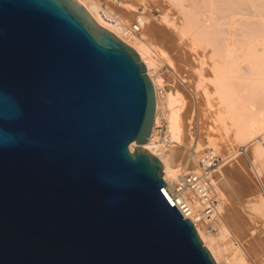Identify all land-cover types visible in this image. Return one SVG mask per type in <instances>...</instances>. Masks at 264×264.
Segmentation results:
<instances>
[{"label":"water","instance_id":"water-1","mask_svg":"<svg viewBox=\"0 0 264 264\" xmlns=\"http://www.w3.org/2000/svg\"><path fill=\"white\" fill-rule=\"evenodd\" d=\"M155 109L75 0H0V264H216L140 146Z\"/></svg>","mask_w":264,"mask_h":264},{"label":"rangeland","instance_id":"rangeland-1","mask_svg":"<svg viewBox=\"0 0 264 264\" xmlns=\"http://www.w3.org/2000/svg\"><path fill=\"white\" fill-rule=\"evenodd\" d=\"M85 1L88 3L99 2L108 7L115 15L125 18L128 27H131L135 21L142 17L145 27L141 35H137L130 29L129 32H124V35L135 47L148 50L153 61L152 69L150 68L151 75L158 83L160 82L158 87L163 89L162 94L158 95L157 122L153 130L151 146L154 145L160 151L165 152L163 154L170 158L172 166L180 170L178 176L199 170V160L206 151L212 150L216 153L218 158L212 167L211 179L218 200V213L214 218L215 221H212L214 223L212 230H208L202 223L199 225L204 231L207 230L206 235L213 239L211 242L221 250V255L230 259L234 264H261L253 251L258 252V246H260V250L264 249H261V245L264 247V132H251V136L248 133L249 139L237 136L249 122L254 109L260 107V102L263 100L259 96L264 95V68L260 67V63L264 61V48H262L264 36L248 42L238 31V23L243 22L244 18L249 16V18L252 17L251 22L258 21L257 10L246 8V6L239 8V11L232 10L234 15L231 14L230 19L234 23L231 24V29L234 28L233 31L230 30L232 31L230 38L234 41L231 42L232 44L230 43V49L224 52L225 55L218 53L216 56L209 39L204 42L205 39L201 37L202 41H193L194 38L190 33L182 34L188 23L183 8L194 7L197 13L194 19L201 22L202 25L209 26L211 19L214 18L213 7L209 2L203 0H122V5L115 7L108 2L109 0ZM238 40L242 42L239 43ZM235 42L237 45L239 43L240 48ZM230 54L232 55L230 56ZM204 58L207 62L203 61ZM216 58L223 59V62L219 60L223 63H221L222 66L219 62L214 65L219 66V71L221 70L219 73L221 79L218 83H221L223 91L226 90L229 93L227 98L231 100L230 102L228 99L226 101L232 103L229 106L232 111L231 109L228 111L227 107H222L220 102L222 98H219L220 94L216 91L217 86H214V84L216 85V74L211 71L212 67L209 64L218 61ZM201 62L203 64L206 62L204 65L207 68L203 67ZM223 65L226 68H223ZM248 68L251 70V73L248 72L249 75L247 74ZM228 78L233 79L232 81H235L234 83H237L240 88L237 85L230 87L229 80L226 81ZM202 84L203 86L208 84L206 87L210 91L206 87L203 88ZM232 88H236V90ZM168 92H172L178 98V103L173 106L174 108L168 101ZM208 101H210L209 104ZM211 101L213 106H211ZM232 106L236 110H233ZM172 109L181 116L183 130L180 138H174L170 130ZM231 112L233 114L238 112L237 117ZM225 113H230L232 117ZM234 118L235 120H232ZM236 120L239 122L236 123L237 127L233 128L231 123H235ZM223 121L225 123L229 121L230 123L227 125L232 129L228 130V126L226 127ZM239 124L241 128L238 126ZM211 126H216V128L213 129ZM218 127L223 129L218 130ZM225 129L227 131H224ZM251 240H254V246H252V242L249 244ZM222 259V264H226V260Z\"/></svg>","mask_w":264,"mask_h":264},{"label":"bare ground","instance_id":"bare-ground-1","mask_svg":"<svg viewBox=\"0 0 264 264\" xmlns=\"http://www.w3.org/2000/svg\"><path fill=\"white\" fill-rule=\"evenodd\" d=\"M79 5H81L84 9H86V11L92 16V18L95 20V22L99 25V26H101V27H103V28H106L107 30H109L111 33H113L117 38H119L120 40H122L123 42H125L126 44H128V45H130L133 49H135V51L137 52V54H138V56H139V59H140V61H142L144 64H145V68H146V72H147V74L150 76V78H151V80H152V82H153V85H154V89H155V96H156V109H155V117H154V123H153V127H152V131H151V135L149 136V138H148V141L146 142V143H144V144H141L140 146H142V147H144V148H146L150 153H152V154H154L155 156H157L158 158H159V160L161 161V164H162V177H163V179L168 183V184H171V182L174 180V179H177L179 176H178V172L180 171V170H178V169H176V168H174L173 166H172V163H171V160H170V158L169 157H167V156H165L164 154H163V150L162 151H160L159 149H158V147H156V146H154V145H152L151 146V141H152V137H153V130L155 129L154 127V125H155V123L157 122V106H158V95H157V89H158V86H159V83L157 82V80L156 79H154V77L151 75V72H150V68L152 69V65H153V61H152V58L150 57V55H149V52H148V50H146V49H141V48H137V47H135L129 40H127L126 38H125V35H124V32H129V29L130 30H132L133 31V25L131 26V27H128V25L125 23V18H123V17H121V16H119V15H115L113 12H111V10L108 8V7H105V6H103L101 3H99V2H93V3H88V2H86L85 0H75ZM203 1H205V2H209L211 5H212V7H213V11H214V18H213V20L211 19V23L209 24V26H206V25H202V23L201 22H199V21H196L195 19H194V17H195V15L197 14L196 13V10H195V8L194 7H189V9H186L187 7H185V9L183 8V11H184V15H185V17H186V19H187V21H188V23H187V26L185 27V29H183V31H182V34L183 35H186V34H184V33H190V35H192L193 36V41L195 40V41H202V39H200L201 37H203L204 39H205V41L204 42H206V41H208V40H206V39H209L210 41H211V45L213 46V48H214V51L216 52L215 53V55L217 56L218 55V53H219V55H220V53H224V52H226V51H228L229 49H230V43L231 42H233L232 41V39L230 38V35H231V37H232V34H231V32L233 31L232 29L234 28V27H232V29H231V24H233L234 22H232L231 21V19H230V16H231V14L232 15H234L233 14V11H234V9H239V8H243L244 6H246V8L247 7H250V8H254L255 9V11L257 10V16L259 17V18H257L258 19V21H256V22H251L250 21V19L252 18L251 16V18H249V16H248V18H244V21L243 22H241V23H238V25H239V27H238V31H239V34L240 35H243L244 37H245V40L246 41H248V42H252V40H254L255 38H257V37H261V36H264V0H203ZM112 6H117V7H120L121 5H122V0L120 1V3L119 4H114L113 2H111L110 0L108 1ZM193 3H194V1H193ZM197 4V3H196ZM199 4V3H198ZM183 6V5H182ZM197 8V7H196ZM199 8V7H198ZM197 8V9H198ZM181 10V9H180ZM233 10V11H232ZM240 10V9H239ZM238 10V11H239ZM181 13V12H180ZM242 13V12H241ZM182 14H183V12H182ZM245 14V13H244ZM251 14V13H250ZM254 14V13H253ZM246 15V14H245ZM256 16V15H255ZM239 17H240V15H239ZM254 17V16H253ZM232 18V17H231ZM241 18V17H240ZM137 19V18H136ZM136 19H134V20H136ZM124 20V21H123ZM140 20V23H141V27L139 28V30L138 31H134L135 33H137V35H141V33L143 32V29H144V27H145V22H144V20L142 19V17L139 19ZM167 20H168V18H167ZM195 20V21H194ZM133 21V20H132ZM235 21V20H234ZM236 22V21H235ZM169 23H170V21H169ZM237 25V24H236ZM237 25V26H238ZM236 29V28H235ZM230 30H232V31H230ZM235 33V32H234ZM189 35V34H188ZM239 38V37H238ZM231 39V40H230ZM242 40V39H241ZM239 41V43H241L240 42V40H238ZM192 42V41H191ZM194 43V42H193ZM208 43V42H207ZM239 43H238V45H237V43L235 42V44L239 47ZM209 44H210V42H209ZM232 44V43H231ZM234 44V43H233ZM246 44V43H245ZM242 45H243V43H242ZM235 46V45H234ZM233 46V47H234ZM247 46H248V44H247ZM205 47V46H204ZM236 47V46H235ZM191 48V47H190ZM194 48V47H193ZM240 48V47H239ZM260 48V47H259ZM262 48H264V46L262 47ZM249 49H250V47H249ZM236 50V49H235ZM246 50V49H245ZM186 51V50H185ZM202 51V50H201ZM233 51V53H234V50H232ZM238 51V50H237ZM259 51V50H258ZM187 52V51H186ZM192 52V51H191ZM197 52V51H196ZM229 53H230V51H229ZM186 54V53H185ZM201 54V53H200ZM202 55H203V53H202ZM212 55V54H211ZM214 55V56H215ZM224 55H225V53H224ZM232 54H230V56H231ZM239 55V54H238ZM205 56H207V55H205ZM204 56V57H205ZM213 56V55H212ZM212 56H210L211 57V59H212ZM227 56V55H226ZM226 56H222V57H226ZM203 57V56H202ZM196 58H197V56H196ZM198 58H200V57H198ZM233 58V57H232ZM207 59V58H206ZM217 60H218V58H216ZM229 59V58H228ZM196 60V59H195ZM194 60V61H195ZM219 60H221L220 58H219ZM219 60L218 61H214V63L213 64H209V66L210 67H212V70L211 71H213V72H215V74H216V76H215V81H216V85L214 84V86L216 87L217 86V93H219L220 94V96H219V98L221 97L222 99L220 100V102H221V105H222V107L224 106L225 108L227 107V109H229L228 111H230V105H232V103L230 104L229 102H230V100H229V98H227V96L229 95V93L228 92H226V90H222L221 89V86H220V84L218 83L219 81H220V79H221V76L219 75V73H220V71H219V66L217 67L216 65V63H218L219 62ZM223 60V59H222ZM221 60V61H222ZM257 60V59H256ZM197 61V60H196ZM198 61H199V59H198ZM201 61V60H200ZM203 61H206L205 60V58H204V60ZM207 62V61H206ZM205 62V63H206ZM223 62V61H222ZM222 62H219L220 63V65L222 66ZM231 62V61H230ZM229 62V63H230ZM254 62V61H253ZM261 62V61H260ZM197 63V62H196ZM195 63V64H196ZM202 63V62H201ZM200 63V64H201ZM204 63V64H205ZM208 63H210V61H208ZM207 63V64H208ZM222 63V64H221ZM239 63V62H238ZM250 63V62H249ZM199 64V63H198ZM203 64V63H202ZM203 64V67H205V65ZM214 64H216V65H214ZM248 64V63H247ZM212 65V66H211ZM202 66V65H201ZM224 66V65H223ZM243 66V65H242ZM263 66V68H264V61H262V63H260V67H262ZM199 67V66H198ZM205 68H207V66L205 67ZM221 68V67H220ZM223 68H226L225 66L223 67ZM222 69V68H221ZM237 69V68H236ZM238 69H240V68H238ZM252 69V68H251ZM259 69V68H258ZM210 70V69H209ZM229 70H231L230 68H229ZM194 71V70H193ZM205 71V70H204ZM232 71V70H231ZM238 71V70H237ZM250 71V73H251V70L248 68V70H247V74L249 75V72ZM260 71V70H259ZM258 71V72H259ZM262 71V70H261ZM197 72V71H196ZM224 72V71H223ZM228 72V71H227ZM227 72H226V75H227ZM239 72V71H238ZM263 72H264V70H263ZM262 72V73H263ZM246 73V72H245ZM254 73V72H253ZM229 74V73H228ZM201 75V74H200ZM222 75V74H221ZM224 75V74H223ZM230 77V76H229ZM239 78V77H238ZM248 78V77H247ZM200 79H202V78H200ZM249 79H250V76H249ZM203 80H204V78H203ZM203 80H201V81H203ZM229 80V81H228ZM233 79H230V78H228L226 81H228L230 84H231V86L230 87H232V86H234V85H237V83L235 84L234 82L235 81H232ZM246 80V79H245ZM248 80V79H247ZM215 81H214V83H215ZM222 81V80H221ZM231 81L233 82V85H232V83H231ZM204 83V82H203ZM227 83V82H226ZM229 83H227L228 85H229ZM201 84V83H200ZM225 84V83H224ZM226 84V85H227ZM208 84H204V86H203V84H202V86H203V88H205L206 86H207ZM225 86V85H224ZM195 87V86H194ZM199 87H201V85H199ZM236 87V86H235ZM237 87H238V85H237ZM236 87V88H237ZM203 88H201V89H203ZM207 88V87H206ZM225 88H226V86H225ZM236 88L234 89V88H232L233 90H236ZM238 88H240V87H238ZM208 90H209V88H207ZM207 89H204V90H207ZM216 89V88H215ZM242 89V88H241ZM210 91V90H209ZM203 92H205V91H203ZM232 92V91H231ZM236 92V91H235ZM208 93V92H207ZM232 94V93H231ZM205 96H206V94H205ZM208 97H210L209 95H207ZM231 96V95H230ZM167 97H168V101H169V103L172 105V108H174L173 106L174 105H176L177 103H178V98H177V96L175 95V94H173L172 92H168V94H167ZM224 97H226V99H224ZM229 97V96H228ZM263 101L262 102H260L261 103V105H260V107H258L256 110L254 109V111H253V114H252V116H250L251 118L249 119V122L245 125V123H243L245 126H244V129L243 130H240V132H239V130H238V132H239V134L237 135V136H241V138H242V136H243V138H245V137H247V136H249V135H247L248 133H250V136H251V132H253V133H256V132H264V95H260L259 96ZM159 98H160V96H159ZM207 98V97H206ZM229 100V102L228 101H226V100ZM207 100H208V98H207ZM209 102L210 101H208V104H209ZM219 103V102H218ZM220 105V106H221ZM211 106H213V104H212V101H211ZM219 106V107H220ZM232 108H233V110H236L235 108H234V106H232ZM222 109V108H221ZM220 109V110H221ZM226 110V109H225ZM231 111H232V109H231ZM232 113V112H231ZM235 113H236V115H235ZM233 115L234 116H236L237 117V113L238 112H235ZM226 115H230V113H225ZM246 114V117H248L247 116V113H245ZM224 115V114H223ZM250 115V114H249ZM231 116V115H230ZM233 116V117H234ZM241 116V115H240ZM221 117V116H220ZM228 117V116H227ZM232 117V116H231ZM244 117V116H243ZM242 117V118H243ZM221 118H223V117H221ZM238 118H239V116H238ZM245 118V117H244ZM219 119V118H218ZM227 119V118H226ZM229 119V118H228ZM222 120V119H221ZM224 121H225V117H224V119H223ZM232 120H235V118L234 119H232ZM240 120V119H239ZM245 120V119H244ZM223 121V122H224ZM227 121V120H226ZM241 121V120H240ZM237 122H239V121H235V123H231V125H232V127L233 128H236L237 126H236V123ZM243 122V121H242ZM245 122V121H244ZM216 123V122H215ZM225 123V122H224ZM228 123H230L229 121H228ZM228 123H225L226 124V127L228 126L227 124ZM170 126H171V131H172V136L174 137V138H177V137H179L180 135H181V131L183 130V127H182V124H181V116L178 114V112L176 111V110H174V109H172V115H171V120H170ZM219 124V123H218ZM214 125H216V124H214ZM230 125V124H229ZM219 126V125H218ZM221 126H223L222 124H221ZM234 126H236V127H234ZM239 127H240V124L238 125ZM213 129H215L216 128V126L214 127V126H211ZM222 127H218L217 129L219 130V129H221ZM231 128V127H230ZM229 128V126H228V130L230 129ZM241 128V127H240ZM223 129V128H222ZM232 129V128H231ZM238 129V128H237ZM222 131V130H221ZM224 131H227V129H225ZM229 132V131H228ZM252 133V134H253ZM229 134V133H228ZM243 134V135H242ZM183 135V134H182ZM236 136V135H235ZM249 136V137H250ZM181 137V136H180ZM179 137V138H180ZM249 137H247L248 139H249ZM253 137V136H252ZM241 138H239L240 140H241ZM246 138V140H248ZM237 139V138H236ZM234 141V140H233ZM239 141V140H238ZM235 142V141H234ZM224 144V143H223ZM134 146H138L136 143H135V141H132L130 144H129V150L130 151H132L133 150V147ZM264 151V150H263ZM133 152V151H132ZM259 152V151H258ZM165 153V152H164ZM260 153V152H259ZM263 153V152H262ZM261 153V154H262ZM261 161V160H260ZM239 163V162H238ZM219 190V189H218ZM219 193V192H218ZM193 207H194V210H195V208H197L198 207V205H197V203L196 202H194V204H193ZM217 215V214H216ZM219 217V216H218ZM190 218L194 221V226H195V228H196V230H197V232H198V235H199V237H200V239H201V241H202V243L204 244V246H206L207 247V249L209 250V252H210V254H211V256L213 257V259H214V261H216L215 263H217V264H222V262H221V258H223L222 260H226V264H234L233 262H231L230 261V259H228V258H226V257H223L222 255H221V250L220 249H217V247H215V245H214V243H212L211 242V240L213 241V239H210L207 235H206V231H204V229L203 228H201V226L199 225L200 223L199 222H196V220H195V218H194V216H190ZM217 219V218H216ZM215 221V220H214ZM213 224L214 223H211L209 226L207 225V226H205L206 228H208V230H210V227H212L213 228ZM249 239V238H248ZM255 240V239H254ZM254 240L252 241H249V244H250V242H252V246H254L253 245V242H254ZM248 241V240H247ZM256 242H258L257 240H256ZM214 245V246H213ZM218 245V244H217ZM256 247V246H255ZM262 248H264V247H262V245H261V249ZM255 249V248H254ZM258 254L256 253V252H254L253 251V253H255L254 255L256 256L257 255V259L260 261V263L261 264H264V253L262 254V252H264L263 250L264 249H262V250H260V246H258ZM256 249V250H257ZM223 252V251H222ZM251 252H252V250H251ZM258 260H257V262H258ZM233 261V260H232ZM224 263V262H223ZM236 264V263H235ZM256 264V263H255Z\"/></svg>","mask_w":264,"mask_h":264},{"label":"built area","instance_id":"built-area-1","mask_svg":"<svg viewBox=\"0 0 264 264\" xmlns=\"http://www.w3.org/2000/svg\"><path fill=\"white\" fill-rule=\"evenodd\" d=\"M114 4H119L121 0H110ZM141 27L140 20L133 23V31H138ZM163 89L158 87L157 95L162 94ZM155 126V125H154ZM214 151L208 150L199 160V170L190 171L179 175L171 184L165 181L162 187L168 198L176 206L185 218L194 221L190 216H194L196 222L209 226L218 213V200L216 198L212 183V167L217 161ZM194 202L198 207H193ZM195 225V224H194ZM213 228L210 227V230Z\"/></svg>","mask_w":264,"mask_h":264}]
</instances>
